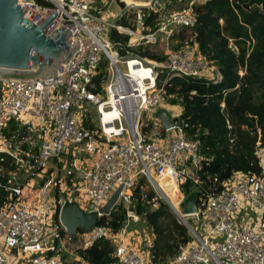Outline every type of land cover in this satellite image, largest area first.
Returning <instances> with one entry per match:
<instances>
[{
    "label": "built area",
    "instance_id": "2783aa9c",
    "mask_svg": "<svg viewBox=\"0 0 264 264\" xmlns=\"http://www.w3.org/2000/svg\"><path fill=\"white\" fill-rule=\"evenodd\" d=\"M104 1L19 0L26 7L24 17L42 25L50 36L59 28L76 27L68 40L71 46L79 45L65 70L55 75L0 76V156L16 167L6 183L0 178V188L9 192L0 205V264H64L63 254L72 251L74 242H78L74 250L85 251L100 239H109L115 246V259L109 264H152L141 233L132 229L133 222L144 220L133 196L141 176L154 192L153 204L165 200L192 236L168 264H264L261 141L256 150L261 173L235 171L221 186L204 188L199 175L204 156L199 140L187 134L189 122L180 114L169 117V126L159 115L150 122L143 120L145 113L156 112L173 97L166 92L172 77L222 79L196 42L176 48L171 42L174 33L195 24L193 6L211 0H177L176 5L173 0L144 4L121 0L116 20L107 15L109 4ZM151 14H156L155 29L145 26L144 19ZM112 29L129 36L128 42H113ZM161 42L164 60L140 52L158 54ZM229 46L237 50L233 39ZM12 121L18 128L8 135L5 131ZM88 123L95 126L89 128ZM5 174L0 167V176ZM20 175L44 183L24 184ZM189 179L198 188V210L185 214L183 184ZM213 183H219L218 177ZM119 187L111 211L121 204L126 218L115 230L108 221H98L110 215L111 211H99ZM51 193L53 207L48 208ZM68 202L98 211L96 224L89 230L78 227L75 233L68 232L59 218ZM47 228L52 236L43 244Z\"/></svg>",
    "mask_w": 264,
    "mask_h": 264
},
{
    "label": "trees",
    "instance_id": "16d2710c",
    "mask_svg": "<svg viewBox=\"0 0 264 264\" xmlns=\"http://www.w3.org/2000/svg\"><path fill=\"white\" fill-rule=\"evenodd\" d=\"M173 4L176 5L177 0H173ZM193 7L197 15L195 24L174 33L172 46L176 48L189 41L196 42L201 53L218 68L222 79L215 82L200 77L174 76L167 83L166 92L173 95L169 98L170 104L182 107L178 117L189 122L187 134L200 142L199 152L204 156L199 172L205 182L202 186L218 187L235 171L261 173L256 150L258 141L264 145V0H211ZM155 18L156 14L147 15L145 26L155 29ZM120 22L124 23L125 19ZM110 34L113 42L121 40L125 45L129 40V36L114 29ZM230 39L237 50L229 46ZM118 48L125 53L123 46ZM132 50L138 51L136 48ZM140 52L158 60L166 58L163 51L158 54ZM105 65L103 63V68ZM165 77L166 73L162 79ZM95 79L100 84V79ZM87 125L89 128L95 126L94 123ZM16 128V122L12 121L5 132L10 135ZM0 167L5 168L6 174L0 178L6 183L9 172L16 167L10 164L9 158L1 160V156ZM215 176L219 179L218 184L213 183ZM147 185L143 176L136 181L133 188L135 209L153 235L152 243L146 247L152 264H168L192 240V236L165 200L157 206L153 204L154 192ZM194 187L191 179L183 184L186 196ZM8 195V191L0 188V205ZM125 218V211L118 204L98 223L108 221L119 230ZM74 245L70 247L75 248ZM114 250L109 239H100L85 252L96 255L92 264H109L115 259Z\"/></svg>",
    "mask_w": 264,
    "mask_h": 264
},
{
    "label": "water",
    "instance_id": "95a60500",
    "mask_svg": "<svg viewBox=\"0 0 264 264\" xmlns=\"http://www.w3.org/2000/svg\"><path fill=\"white\" fill-rule=\"evenodd\" d=\"M135 3H148L151 0H130ZM26 7L19 0H0V76L25 79L45 78L63 70L71 59L79 43L69 44V34L76 27L73 25L59 28L52 36L38 24L24 17ZM163 123L170 125L167 112L161 113ZM122 187H119L108 202L100 209L101 213H109L117 203ZM198 188H194L185 198V214L198 210L196 196ZM98 211H85L76 202L66 203L59 218L66 230L75 233L78 227L89 230L99 218ZM58 214L55 215L57 218ZM149 245L145 241V246Z\"/></svg>",
    "mask_w": 264,
    "mask_h": 264
},
{
    "label": "rangeland",
    "instance_id": "374dc122",
    "mask_svg": "<svg viewBox=\"0 0 264 264\" xmlns=\"http://www.w3.org/2000/svg\"><path fill=\"white\" fill-rule=\"evenodd\" d=\"M121 0H105L104 2L109 6H108V10L106 11L107 15L110 14L111 16V20H116L118 18V15L120 14V10H121V3H120ZM125 1V0H123ZM163 42H161V44L159 45V50L162 51V47H163ZM156 111V110H155ZM161 112H167L169 117L172 118L174 116V114L178 113L177 110H172L171 109V106H170V103L168 102L166 105H162L161 107H158L157 108V111L154 112L152 111L151 113H145L143 115V120L144 122H150V119L152 117H155L156 114H161ZM176 112V113H175ZM155 113V114H154ZM95 118H96V114H95ZM50 166H53V163L51 162L50 163ZM62 172V171H61ZM22 180V175H20V181ZM53 195V193L51 194V196ZM176 201V200H175ZM46 206V205H45ZM53 206L52 205H49L48 208H52ZM135 227L138 228V230L140 231V233L143 235V237H149L150 239L152 238L153 240V235L152 233L150 232L147 224L145 222H142V221H138V222H135ZM195 226L197 227V229L200 231L199 229V224H196L194 223ZM52 229L51 228H47L46 231H45V235H44V238H43V244H45V241L48 239V237L50 238V236H52V233H51ZM220 236V235H219ZM69 262H65V264H68Z\"/></svg>",
    "mask_w": 264,
    "mask_h": 264
},
{
    "label": "crops",
    "instance_id": "0c3cea01",
    "mask_svg": "<svg viewBox=\"0 0 264 264\" xmlns=\"http://www.w3.org/2000/svg\"><path fill=\"white\" fill-rule=\"evenodd\" d=\"M170 106H171V109L172 110H177L178 113L175 112L176 114H180L182 112V107L181 106H179V105H173V104H170ZM161 113H164V112H161ZM156 115H159L160 116L159 113L156 114ZM16 130H17V128H16ZM28 180L29 179L27 177H25V176L22 175V180L20 182L25 184V183L28 182ZM29 181L34 182L37 185L44 183V180H42L40 178H35L34 181H32V180H29ZM53 198H54V194L52 196L51 195L49 196V199L47 200L48 202L46 203L47 206H49V205L52 204V199ZM142 222H145V221L143 220ZM135 225H136L135 222H133L132 223V229L138 230V228H136ZM141 237L143 238L144 241H148L149 244L152 243V238L150 239L147 236L146 237H143L142 234H141ZM145 248H146V246H145ZM70 249L72 251L63 254L64 264H65V262H69L68 264H92L91 263V260L94 258V256H96V255H90L89 253H87L85 251H77V250H74V247H70ZM145 251H146L147 257L150 259V252H149V250L146 248Z\"/></svg>",
    "mask_w": 264,
    "mask_h": 264
},
{
    "label": "bare ground",
    "instance_id": "6f19581e",
    "mask_svg": "<svg viewBox=\"0 0 264 264\" xmlns=\"http://www.w3.org/2000/svg\"><path fill=\"white\" fill-rule=\"evenodd\" d=\"M126 1H130V0H126ZM175 201V200H174ZM175 203L177 204V201H175Z\"/></svg>",
    "mask_w": 264,
    "mask_h": 264
}]
</instances>
